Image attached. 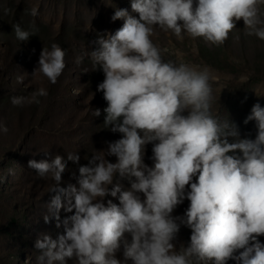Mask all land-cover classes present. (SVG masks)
I'll use <instances>...</instances> for the list:
<instances>
[{
  "label": "clouds",
  "instance_id": "obj_1",
  "mask_svg": "<svg viewBox=\"0 0 264 264\" xmlns=\"http://www.w3.org/2000/svg\"><path fill=\"white\" fill-rule=\"evenodd\" d=\"M262 5L264 0H132L138 18L127 9L114 11L111 20L123 25L98 37L91 59L104 74L97 87L107 102L104 126L122 136L79 167V188L60 186L68 161L79 163L78 154L28 161L40 177L54 181L51 215L59 221L61 209L72 213L63 220L64 234L36 240L37 264H121L116 258L121 248L132 264H226L230 259L264 264L259 239L264 236V107L254 104L244 121H255V138H241L235 124L211 113L212 84L218 80L212 69L165 60L167 49L151 38L158 27L178 40L187 35L219 47L243 20L247 35L264 40ZM30 15L37 16L38 9ZM13 31L21 42L35 35L19 24ZM64 58L57 44L43 48L33 74L55 84ZM47 95L40 88L30 98L12 97L11 103L38 104ZM7 131L0 123V133ZM149 143L151 167L144 162ZM117 176L127 178L130 187L122 190ZM118 193L119 205L105 203ZM185 199L190 204L184 216L174 217ZM44 219L47 223L49 216ZM181 225L191 229L190 243L177 250L173 241Z\"/></svg>",
  "mask_w": 264,
  "mask_h": 264
},
{
  "label": "rangeland",
  "instance_id": "obj_2",
  "mask_svg": "<svg viewBox=\"0 0 264 264\" xmlns=\"http://www.w3.org/2000/svg\"><path fill=\"white\" fill-rule=\"evenodd\" d=\"M21 1L30 2L29 8ZM131 3L132 0H0V123L8 128L7 133H0V264H37L36 240L42 234L53 239L64 234L63 220L72 214L61 209L59 221L51 215L48 205L55 195L50 192L54 181L50 176L40 177L28 167V161L51 160L55 155L66 159L68 153L78 154L79 163L68 161L60 186L79 188V167L86 165L92 155L103 154L108 143L121 138L122 134L104 126L107 102L103 92L97 91L104 74L93 68L91 52L99 48L95 43L99 36L115 34L122 27L123 20H111L117 8L127 9L138 18ZM32 8L38 9L35 17L30 15ZM261 11L264 13V5ZM16 24L29 32L35 30V35L26 42L17 40L13 31ZM246 32L243 20L238 21L219 47L187 35L178 40L158 27L151 38L157 47L167 49L162 51L165 60L210 67L218 77L212 84V115L235 124L241 138L254 139L255 121H244L254 104L264 107V40ZM52 44L65 51V68L55 84L42 73L33 74L41 51ZM243 77L247 79L242 82ZM40 88L48 93L39 97L40 103H11L12 97L30 98ZM97 109L99 116L93 114ZM152 147V143L146 145L144 156L150 167L154 163ZM107 159L116 162L115 157ZM116 179L122 190L130 187L127 178ZM186 189L190 191V187ZM118 197L119 193L117 197L108 196L105 203L110 199L119 205ZM189 204L185 199L172 215L184 216ZM45 216H49L47 223ZM190 235L191 229L181 225L173 241L177 250L187 247ZM259 239L264 243V236ZM116 258L121 264H132L125 260L123 248ZM226 264L236 261L230 259Z\"/></svg>",
  "mask_w": 264,
  "mask_h": 264
},
{
  "label": "trees",
  "instance_id": "obj_3",
  "mask_svg": "<svg viewBox=\"0 0 264 264\" xmlns=\"http://www.w3.org/2000/svg\"><path fill=\"white\" fill-rule=\"evenodd\" d=\"M22 5H25L28 7V4L30 5L31 3L30 2H26V1H21ZM29 8V7H28Z\"/></svg>",
  "mask_w": 264,
  "mask_h": 264
}]
</instances>
